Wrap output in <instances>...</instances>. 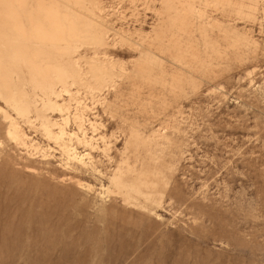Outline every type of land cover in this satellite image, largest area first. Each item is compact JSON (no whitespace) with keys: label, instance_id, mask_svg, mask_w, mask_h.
I'll return each instance as SVG.
<instances>
[{"label":"rangeland","instance_id":"obj_1","mask_svg":"<svg viewBox=\"0 0 264 264\" xmlns=\"http://www.w3.org/2000/svg\"><path fill=\"white\" fill-rule=\"evenodd\" d=\"M0 264H264V0H0Z\"/></svg>","mask_w":264,"mask_h":264},{"label":"bare ground","instance_id":"obj_2","mask_svg":"<svg viewBox=\"0 0 264 264\" xmlns=\"http://www.w3.org/2000/svg\"><path fill=\"white\" fill-rule=\"evenodd\" d=\"M6 1H10V0H6ZM17 1V3L19 4V6H24V0H16ZM42 1V0H41ZM11 8V7H10ZM9 9V8H8ZM11 10L12 9H10V12H11ZM9 12V13H10ZM12 13V12H11ZM17 17V16H16ZM29 18H30V14H29ZM30 20L32 21V19L30 18ZM29 20V21H30ZM14 23H16V21H13ZM19 22V21H18ZM40 25V24H39ZM41 27V26H40ZM39 28V27H38ZM37 28V29H38ZM37 33V32H36ZM54 38H55V36H54ZM39 85V84H38ZM52 85V84H51ZM54 86V85H53ZM15 97V96H14ZM24 97V96H23ZM3 98H5V96L3 97ZM26 98V97H25ZM6 99V98H5ZM10 99V98H9ZM18 99V98H17ZM22 99V98H21ZM12 100V99H11ZM23 100V99H22ZM29 101V100H28ZM22 102V101H21ZM9 103V102H8ZM25 103H27V102H25ZM16 105V104H15ZM19 105V104H18ZM23 105V104H22ZM13 106V105H12ZM29 107V106H28ZM32 107V106H31ZM16 124V123H15ZM15 126V125H14Z\"/></svg>","mask_w":264,"mask_h":264},{"label":"crops","instance_id":"obj_3","mask_svg":"<svg viewBox=\"0 0 264 264\" xmlns=\"http://www.w3.org/2000/svg\"><path fill=\"white\" fill-rule=\"evenodd\" d=\"M13 21H16V20L12 19V20H11V24H12L16 29H18V30L20 31L21 36H24L25 33H24L23 29H22L23 27H22V25L20 24V22L16 21V23H14Z\"/></svg>","mask_w":264,"mask_h":264}]
</instances>
